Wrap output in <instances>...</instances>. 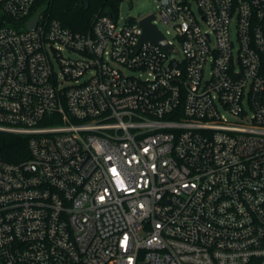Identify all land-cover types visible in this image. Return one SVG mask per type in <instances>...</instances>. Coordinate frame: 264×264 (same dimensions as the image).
I'll return each mask as SVG.
<instances>
[{
    "label": "built area",
    "instance_id": "obj_1",
    "mask_svg": "<svg viewBox=\"0 0 264 264\" xmlns=\"http://www.w3.org/2000/svg\"><path fill=\"white\" fill-rule=\"evenodd\" d=\"M36 1L0 0V264H264V0H156L171 52Z\"/></svg>",
    "mask_w": 264,
    "mask_h": 264
},
{
    "label": "trees",
    "instance_id": "obj_2",
    "mask_svg": "<svg viewBox=\"0 0 264 264\" xmlns=\"http://www.w3.org/2000/svg\"><path fill=\"white\" fill-rule=\"evenodd\" d=\"M123 0H89L86 6L84 0H37L35 9L43 12L52 19L59 20L63 25L74 31L87 32L90 30L93 18L97 13L117 12ZM5 15L0 18V26ZM10 20V19H9ZM5 156L8 160L16 161L19 151L26 150L24 140L19 136L0 134Z\"/></svg>",
    "mask_w": 264,
    "mask_h": 264
},
{
    "label": "water",
    "instance_id": "obj_3",
    "mask_svg": "<svg viewBox=\"0 0 264 264\" xmlns=\"http://www.w3.org/2000/svg\"><path fill=\"white\" fill-rule=\"evenodd\" d=\"M86 6H89V0H84ZM155 18L154 14H150L141 19V25L144 29L143 35L141 37V42L151 41L157 44H160L165 51L171 52L175 49V46L168 43L167 37L163 32L158 28V26L153 22ZM37 24V17L28 24L29 27L34 28Z\"/></svg>",
    "mask_w": 264,
    "mask_h": 264
},
{
    "label": "rangeland",
    "instance_id": "obj_4",
    "mask_svg": "<svg viewBox=\"0 0 264 264\" xmlns=\"http://www.w3.org/2000/svg\"><path fill=\"white\" fill-rule=\"evenodd\" d=\"M156 0H123L120 6V14L122 17V23L126 21L128 17H141L145 16L156 10ZM160 29L166 32L170 26L162 21H159Z\"/></svg>",
    "mask_w": 264,
    "mask_h": 264
}]
</instances>
